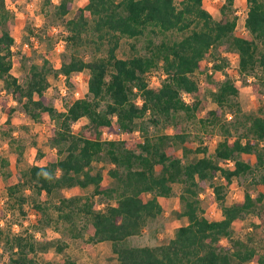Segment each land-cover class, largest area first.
Segmentation results:
<instances>
[{
    "label": "trees",
    "instance_id": "obj_1",
    "mask_svg": "<svg viewBox=\"0 0 264 264\" xmlns=\"http://www.w3.org/2000/svg\"><path fill=\"white\" fill-rule=\"evenodd\" d=\"M43 1L50 6L49 12L59 17L72 6L71 0ZM232 2L225 0L216 18L203 0H85L64 21L66 44L93 43L105 54L85 59L75 51L64 53L57 67L43 55L39 62L29 64L27 78L20 82L11 72L14 36L9 25L13 11L6 0H0V80L21 111L34 119L46 114L54 121L48 142L55 150L46 153L44 163H33L22 171L20 178L7 186L9 194L22 204L26 197L20 190L26 187L51 195L64 187L93 185V193L114 201L100 210L91 196L79 199L60 195L55 208L68 219L76 212L83 214L87 220L84 228L73 233L80 236L86 230L89 242L110 241L116 264H264V249L232 237L233 222L245 213H260L264 195L260 188L264 184V145H260L264 140V108L245 112L234 81L225 78L218 84L212 92L216 106L199 118L204 125H220L222 137L215 141L211 153L204 148L203 155L192 159L170 153L165 148L167 140L185 141L183 133L159 134L155 139L144 135L136 140L106 139L102 135L104 129L131 133L137 118L146 113L154 123L174 121L180 111L193 114L200 104V84L194 72L201 68L206 54L223 43L237 52L240 73L255 76L259 69L264 72V0H247L246 34L234 32L237 15ZM123 36L144 38V50L118 56L116 50ZM159 63L165 76L159 86H151L146 73ZM220 66L214 63V67ZM85 69V95L72 97L63 109L46 101L49 75L62 73L70 83L74 72ZM253 88L262 101L264 89L256 82ZM182 91L190 93L189 101L183 99ZM138 95L141 103L136 101ZM227 111L231 113L228 119ZM83 117L87 120L74 128ZM252 154L255 161L247 159ZM102 157L112 164L108 172L114 184L103 183L101 170H91L92 161ZM228 160L231 165L226 164ZM7 163L0 156V166ZM217 173L221 182L214 181ZM234 176L250 177L252 187H246L240 199L226 202L225 189ZM173 182L183 185L176 214L185 216L187 222L177 226L166 241L127 243V237L141 234L150 219L162 214L158 196L170 195ZM208 185L221 209L218 218H209L201 201L200 192ZM254 189L258 190L255 196ZM44 205L34 199L33 212L38 220L47 212ZM223 236L232 240L230 247L221 243ZM2 237L0 228V241ZM6 242L12 250V264H77L69 258L40 261L29 254L37 246L46 248V241L14 234L6 237Z\"/></svg>",
    "mask_w": 264,
    "mask_h": 264
},
{
    "label": "rangeland",
    "instance_id": "obj_2",
    "mask_svg": "<svg viewBox=\"0 0 264 264\" xmlns=\"http://www.w3.org/2000/svg\"><path fill=\"white\" fill-rule=\"evenodd\" d=\"M8 6L13 11V18L9 29L14 36V54L11 72L18 81L24 82L28 75V66L31 62H39L43 55L47 56L50 62L59 66L63 54L69 55L76 52L85 59H90L94 55L105 54L101 47L97 49L95 44L84 42L79 46L66 44V30L64 21L72 16L77 6L85 0H71V9L63 17L55 16L49 12L50 6L43 0H6ZM52 3L58 0H51ZM177 3L180 0H175ZM225 0H203L204 6L214 17L220 16V7ZM237 15V23L234 32L246 34L244 18L247 11V0H233L231 6ZM47 11V12H46ZM145 40L140 38H130L123 36L116 50L121 57L130 56L135 50H144ZM214 63L221 66L214 67ZM161 64L153 67L146 73V80L149 85L158 86L164 76ZM194 74L200 84L198 97L200 104L198 109L187 116L180 111L174 121H160L154 123L149 119V113L137 118L138 124L131 133H114L115 139H142L144 135L152 139L159 134L183 133L185 141L178 138H169L165 148L174 155L182 159H192L203 155L202 149L207 153L213 151L215 141L222 137L220 125H213L211 122L205 125L199 120L209 108L216 106L212 92L218 84L225 78L234 81L239 87L237 99L245 112H258L264 108L263 100L259 101L254 92V82L264 89V72L260 69L258 73L246 76L238 69V54L227 43L213 48L207 53L200 69ZM88 70L74 72L70 83L59 74L49 75V84L45 90L46 101L53 104L57 109H63L72 97H81L87 92ZM65 90V91H64ZM138 97L136 101H138ZM141 99V98H140ZM142 101V100H140ZM138 103H141L138 101ZM21 107L13 97L12 93L6 89L4 82L0 80V156L7 159V165L0 166V228L3 230V237L0 241V264H12L10 256L12 250L8 247L6 237L14 234L23 235L31 240L48 242L46 248L37 246L36 251H29V254L40 261H62L63 259H74L77 264H116V254L111 249L110 241H87L88 233L83 230V235L78 236L73 233L78 229L82 230L86 224V217L81 213H75L70 219L60 216L55 204L59 203L60 195L66 197L91 196L96 209H104L106 203L113 202L107 196L93 193V185L86 187L73 186L61 188L59 193L51 195L37 194L30 187H26L20 192L26 199L20 204L18 199L10 195L7 186L17 181L21 172L26 170L33 163H44L46 153L54 151L48 142L50 128L54 121L46 114L34 119L26 112L20 110ZM264 110V109H263ZM231 117L227 111L225 118ZM86 118H81L73 124L77 127L79 123L85 122ZM140 126H143L141 129ZM106 130V129H105ZM107 131V130H106ZM109 132V131H107ZM103 135V134H102ZM112 138V139H113ZM264 145V140L260 142ZM250 161H255V155L247 156ZM231 165L230 162L226 163ZM111 162L102 157L94 159L91 163L92 172L101 170L103 183L114 184L115 180L109 174L108 169ZM215 182H221L219 173L214 177ZM181 182H173V190L168 196H158L163 206V212L159 216L148 221L143 231L139 235L127 237L129 244H155L168 240L174 235L177 226L187 222L185 216H177L176 211L180 209L181 202L179 193L182 189ZM252 187L250 177L234 176L231 183L225 189V200L231 202L242 197L245 188ZM264 192V184L260 187ZM257 189L253 190V195H257ZM18 194H14L15 196ZM59 195V196H58ZM148 196V195H147ZM200 197L205 209V214L209 218L221 216V209L215 198L210 185L201 192ZM34 199L44 202L45 213H41L36 219L33 212ZM263 209L260 213H245L240 219L232 224V237L241 238L256 245L260 250L264 249V195L262 198ZM68 206H65V209ZM45 219H49L45 222ZM75 223V224H74ZM74 224V226H73ZM221 243L230 247L232 240L223 236ZM57 246H61L59 250ZM14 251V250H13ZM245 264H254L253 261H246Z\"/></svg>",
    "mask_w": 264,
    "mask_h": 264
},
{
    "label": "built area",
    "instance_id": "obj_3",
    "mask_svg": "<svg viewBox=\"0 0 264 264\" xmlns=\"http://www.w3.org/2000/svg\"><path fill=\"white\" fill-rule=\"evenodd\" d=\"M60 76H62L63 78H65V75L64 74H62V73H60L59 74ZM163 76H165V73L163 72ZM160 85V84H159ZM158 85V86H159ZM151 86H154V85H151ZM65 91V90H64ZM181 95H182V97H183V99L184 100H186V101H189L190 100V98H191V95H190V93L189 92H186V91H182V93H181ZM141 97L139 96L138 97V101L139 102H141L140 99ZM137 101V102H138ZM114 133H112V132H107L105 129L103 130V137L104 138H106V139H112L113 137H112V135H113ZM228 162H230V163H232V161L231 160H228ZM2 223V220L0 219V224Z\"/></svg>",
    "mask_w": 264,
    "mask_h": 264
}]
</instances>
